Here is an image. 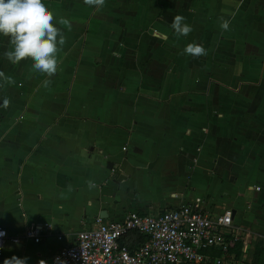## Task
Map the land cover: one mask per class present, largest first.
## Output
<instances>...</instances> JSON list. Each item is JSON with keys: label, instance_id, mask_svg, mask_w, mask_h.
I'll list each match as a JSON object with an SVG mask.
<instances>
[{"label": "crops", "instance_id": "obj_1", "mask_svg": "<svg viewBox=\"0 0 264 264\" xmlns=\"http://www.w3.org/2000/svg\"><path fill=\"white\" fill-rule=\"evenodd\" d=\"M43 2L66 36L49 88L31 59L4 57L0 36V71L16 81L0 82V229L52 230L36 244L5 240L0 264L49 260L66 242L56 234L92 228L102 211L110 221L196 200L231 209L235 259L249 262L264 249V0ZM177 14L189 35H175ZM193 42L208 54H182Z\"/></svg>", "mask_w": 264, "mask_h": 264}, {"label": "built area", "instance_id": "obj_2", "mask_svg": "<svg viewBox=\"0 0 264 264\" xmlns=\"http://www.w3.org/2000/svg\"><path fill=\"white\" fill-rule=\"evenodd\" d=\"M51 230L36 222L21 237H0V249L5 240L39 243ZM55 239L66 242L45 264H239L228 252L230 240L238 241L231 209L210 214L197 200L152 215L130 210L110 221L96 218L92 228Z\"/></svg>", "mask_w": 264, "mask_h": 264}, {"label": "clouds", "instance_id": "obj_3", "mask_svg": "<svg viewBox=\"0 0 264 264\" xmlns=\"http://www.w3.org/2000/svg\"><path fill=\"white\" fill-rule=\"evenodd\" d=\"M83 3L97 11L101 10L106 0H83ZM219 27L223 31H228L230 21L219 18ZM59 25L71 30L69 19L61 17ZM177 37L189 35L193 29L185 23V17L175 15L171 22ZM0 36L6 38L10 46L3 55L11 64H18L23 60H32V70L48 78L43 80L42 86L49 88L51 86V77L60 69V60L58 54L66 44V36L60 27L57 26L55 14L45 5L43 0H0ZM182 54L192 57H202L208 54L203 45L195 42L187 44ZM0 82L6 84H15V79L0 71ZM0 83V87L3 86ZM10 100L3 98L2 107L7 108ZM88 187H95L94 182L88 181ZM71 190V186H69ZM6 233L0 230V237ZM58 259V258H57ZM27 258H18L16 256L5 259L4 264H26ZM39 264H45L43 260Z\"/></svg>", "mask_w": 264, "mask_h": 264}, {"label": "trees", "instance_id": "obj_4", "mask_svg": "<svg viewBox=\"0 0 264 264\" xmlns=\"http://www.w3.org/2000/svg\"><path fill=\"white\" fill-rule=\"evenodd\" d=\"M228 252L232 253L236 259L240 258V242L230 240ZM211 255L216 256V253H212ZM243 264H264V249H261L258 252H253L250 261L244 262Z\"/></svg>", "mask_w": 264, "mask_h": 264}, {"label": "water", "instance_id": "obj_5", "mask_svg": "<svg viewBox=\"0 0 264 264\" xmlns=\"http://www.w3.org/2000/svg\"><path fill=\"white\" fill-rule=\"evenodd\" d=\"M107 168L110 169L111 165H107ZM103 215L105 216V214H103V211L99 214V219H102Z\"/></svg>", "mask_w": 264, "mask_h": 264}, {"label": "rangeland", "instance_id": "obj_6", "mask_svg": "<svg viewBox=\"0 0 264 264\" xmlns=\"http://www.w3.org/2000/svg\"><path fill=\"white\" fill-rule=\"evenodd\" d=\"M234 2H236V3H239V1H241V0H233ZM246 261V260H245Z\"/></svg>", "mask_w": 264, "mask_h": 264}]
</instances>
